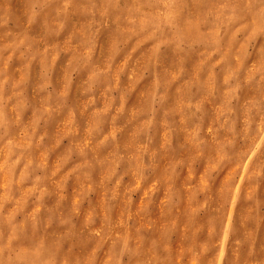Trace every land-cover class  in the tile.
I'll use <instances>...</instances> for the list:
<instances>
[{"label":"rangeland","instance_id":"obj_1","mask_svg":"<svg viewBox=\"0 0 264 264\" xmlns=\"http://www.w3.org/2000/svg\"><path fill=\"white\" fill-rule=\"evenodd\" d=\"M0 264H264V0H0Z\"/></svg>","mask_w":264,"mask_h":264}]
</instances>
